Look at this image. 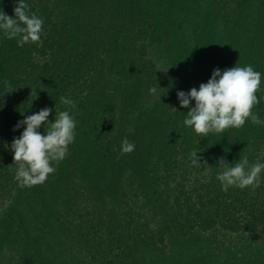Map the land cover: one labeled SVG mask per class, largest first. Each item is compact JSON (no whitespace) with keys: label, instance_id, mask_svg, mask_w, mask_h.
I'll return each mask as SVG.
<instances>
[{"label":"trees","instance_id":"16d2710c","mask_svg":"<svg viewBox=\"0 0 264 264\" xmlns=\"http://www.w3.org/2000/svg\"><path fill=\"white\" fill-rule=\"evenodd\" d=\"M18 3L0 0V9L15 18ZM25 3L44 20L41 40L19 47L0 32V210L7 218L0 248L11 233L34 245L46 233L51 249L89 254V264H139L144 246L163 253L176 235L264 233V173L255 190L224 191L216 179L221 158L264 163V125L249 120L199 136L183 124L189 109L176 95L199 89L216 69L251 65L262 73L254 112L264 120V0H220L229 37L220 51L216 35H197L196 52L183 21L190 9L179 0ZM198 16L208 32L212 13ZM155 43L169 44V77L151 69ZM164 79L168 90L144 106L150 86ZM62 96L75 108L63 105ZM56 105L77 121L75 140L43 185L20 187L10 146L24 129H14L45 107L54 122ZM125 138L135 145L130 154H121ZM194 150L202 166L192 164Z\"/></svg>","mask_w":264,"mask_h":264},{"label":"clouds","instance_id":"9594fccd","mask_svg":"<svg viewBox=\"0 0 264 264\" xmlns=\"http://www.w3.org/2000/svg\"><path fill=\"white\" fill-rule=\"evenodd\" d=\"M15 18L0 9V32L7 39H15L19 47L28 43H37L43 34L44 20L30 11L25 0H19L14 7ZM262 73L253 66H238L221 72L216 69L207 83H201L199 89L193 87L189 92L177 93L180 106L190 109L183 124L197 135L222 134L228 129H239L249 120L253 125H264L254 107L260 103L257 93L261 89ZM156 86H150L152 95L157 93ZM194 107H190L192 102ZM60 102L75 108V102L69 97H60ZM172 110L177 111L175 108ZM55 120L49 122L52 109L45 107L35 114L19 121L15 130L23 128L22 134L11 143L15 180L20 187L43 185L56 168L54 164L63 161L68 155L69 146L76 136L77 121L67 110L55 108ZM46 126L42 134L40 129ZM133 131L132 128L128 129ZM135 145L125 138L121 143V154H130ZM194 166H202V160L194 150L190 154ZM206 165V162H204ZM216 179L222 189L227 191L235 187L241 190L260 186L264 163L250 162L247 156L238 162L229 164L223 158L218 161Z\"/></svg>","mask_w":264,"mask_h":264},{"label":"rangeland","instance_id":"374dc122","mask_svg":"<svg viewBox=\"0 0 264 264\" xmlns=\"http://www.w3.org/2000/svg\"><path fill=\"white\" fill-rule=\"evenodd\" d=\"M179 1L187 3L190 9V16L183 19V21H185L188 30L187 36L192 51L196 52L201 48L198 46L197 35H216L221 51L223 41L226 42L229 36L227 29H225L222 11L216 7L220 0ZM226 5L228 6V4ZM198 11L202 15L212 13V17L208 20L212 21L213 25L208 26V32H202L206 26L204 22L207 20L203 21L200 16L197 18L196 12ZM217 17L218 22L216 23ZM211 49V47H205L203 51H211ZM168 50V43L163 45L155 43L149 46L148 57L154 65L151 69L159 73V78L164 77L168 72V77L170 76L172 68L170 62L172 60L168 55ZM194 59L198 60V57L194 56ZM204 67L209 68L205 63L202 64V68ZM154 75L156 76V73ZM165 79L162 81L157 80V83H155L157 85H153L158 89L155 95L150 94L148 97L141 99L144 106L156 102L160 93L168 90V88L163 87ZM178 92H176V95ZM194 106L191 105L190 107ZM4 214L5 212L0 210V235L3 233V221L7 219L6 214ZM176 236L178 237L175 239H169L167 248L163 253L144 246L142 253L146 254V258L143 255H138L139 264H151L152 262L155 264H264V233L247 235L212 230L199 235L192 233L186 237H182L184 235ZM47 237L53 238L46 233H42L39 244L34 245L27 238L11 233L4 249L0 248V264H89V254L79 255L77 250H68V246H62L61 248L58 246L51 249L50 247L53 245L48 244Z\"/></svg>","mask_w":264,"mask_h":264}]
</instances>
